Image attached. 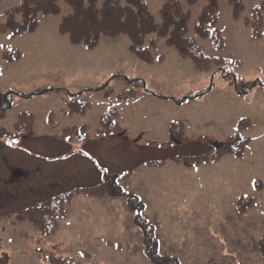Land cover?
Segmentation results:
<instances>
[{
  "label": "rangeland",
  "instance_id": "rangeland-1",
  "mask_svg": "<svg viewBox=\"0 0 264 264\" xmlns=\"http://www.w3.org/2000/svg\"><path fill=\"white\" fill-rule=\"evenodd\" d=\"M23 1L0 0V132L10 133L19 116L28 114L34 120V134L23 139L2 135L0 143L22 151L26 150L25 143L38 135H52L62 141L63 129L83 126L92 137L100 127V117L110 106L116 107L121 128L137 141L136 154L112 146V156L103 159L104 165L118 169L113 174L132 168L131 178L119 180V184L147 205L145 215L154 229L149 236L155 243L153 253L179 264H264L258 251V242L264 236V12L261 28L244 23L261 0H242L244 10L239 19L234 18L233 8L226 1H218L216 28L224 40L220 49L213 46L211 38H199L194 33L206 0H196L192 6L178 0L190 12L189 36L205 56L225 61L209 72L197 71L191 61L167 46L165 39H157L150 50L152 65L143 64L130 53L125 36L102 38L93 50L72 45L59 33L62 19L70 13L63 1L57 15L38 17L33 32L12 37L1 26L6 13ZM143 2L160 23V10L167 0ZM207 29L211 32L212 27ZM15 53L18 58L9 61ZM219 69H224L225 76ZM129 88L134 90L135 99L119 104L117 96ZM142 91L171 99L207 93L178 104L150 97L142 100ZM68 93H79V102L90 105L83 116L65 115L71 109L66 105ZM241 123L245 129L240 135L249 140L243 158L234 160L226 154L221 161H182V156L206 155L212 147L215 151L213 143L227 142L238 133ZM182 124L180 142L170 148L161 146L168 139L170 127ZM75 132L67 130L65 134ZM3 150L0 159L9 154ZM145 160H162L163 165L152 168L155 171L144 169L141 165ZM1 168L5 166L0 162ZM1 173L6 181L20 183L21 173L14 175L13 169ZM73 174L67 167L58 168L54 182L71 185ZM70 188L80 187L63 186L54 193ZM82 195L91 199L75 200L69 206L73 224L63 221L59 231L56 229L47 239L24 223L26 218L20 213L40 201L24 204L20 200L15 204L16 212L0 211V264H53L64 260L79 264H150L144 247L149 238L137 231V220L124 208L127 199L112 196L109 190L101 196ZM248 196H254L252 208L237 214L238 201ZM84 203L87 213H75V208L84 212ZM93 203L103 204V212L95 213ZM104 232L112 234L107 241L110 244L95 239Z\"/></svg>",
  "mask_w": 264,
  "mask_h": 264
},
{
  "label": "trees",
  "instance_id": "trees-1",
  "mask_svg": "<svg viewBox=\"0 0 264 264\" xmlns=\"http://www.w3.org/2000/svg\"><path fill=\"white\" fill-rule=\"evenodd\" d=\"M64 2L69 8L70 13L64 17L59 25V33L67 36L73 45H83L86 49H94L101 38H115L125 36L129 41V51L136 58L145 64H152L153 58L150 50L156 45L157 39H165L166 45L172 47L176 53L183 59L192 62L194 68L198 71H211L213 67H221L224 61L221 58L204 56L199 44L194 38L189 36L188 22L190 13L184 9V6L178 0H167L160 10V23H156L149 13L143 0H24L21 6L6 13V21L1 26V30L8 32L12 37L20 36L25 33L33 32L38 25V17L53 16L59 13V3ZM220 0H206L207 5L203 9L197 25L195 34L198 37L206 38L210 36L214 47L220 49L223 47V40L216 26L217 3ZM226 1L233 8L235 19L240 18L242 12L241 0H222ZM196 0H185L187 6L194 5ZM264 11V0L258 8L252 10L251 27L261 28L262 12ZM248 23V19L244 20ZM212 27L209 32L206 27ZM257 33L256 37H259ZM154 37V39H149ZM18 53H15L11 60L17 59ZM7 60V59H6ZM80 95H69L66 105L70 106L69 112L72 114H82L88 107L77 101ZM134 96L132 89L125 90L117 96L118 102H125ZM116 110L111 108L106 112L101 120L104 133H116L118 125L115 122ZM33 119L28 115H21L15 124L12 132L8 133L1 129L2 135L7 137H22L28 135L32 130ZM241 125L240 127H242ZM112 127V128H109ZM76 136L85 138V131ZM177 126L173 127L174 136ZM64 135L71 137V134ZM248 141L240 135H236L225 145H220L216 150L203 157L187 158V162L199 164L204 161L217 160L224 154L241 155V151ZM112 194V196L125 197L131 209H137L136 227L142 231V235L147 234L149 241L144 242V247L149 252V261L151 264H178L175 259L158 256L153 249L155 243L150 239L148 232V221L143 215V209L131 194L123 193L116 183V177L107 175L104 180L95 188L82 189L80 192L92 196H101L103 193ZM64 194L49 200L43 205L35 208H29L22 211V217L30 221L43 235L50 236L58 228V220L65 215V205L71 197L78 193ZM242 204V205H241ZM137 205V207H136ZM252 205L250 198L241 199L238 203V212L244 213ZM140 220V221H139ZM258 251L264 261V236L258 242ZM53 264H76L68 261L52 262Z\"/></svg>",
  "mask_w": 264,
  "mask_h": 264
},
{
  "label": "crops",
  "instance_id": "crops-1",
  "mask_svg": "<svg viewBox=\"0 0 264 264\" xmlns=\"http://www.w3.org/2000/svg\"><path fill=\"white\" fill-rule=\"evenodd\" d=\"M121 138H92L87 143L79 146L82 150L79 155H70L58 161L56 159L62 157L60 154L67 150V146L62 141L54 139L52 135L42 134L36 136L33 141L25 143L26 150L8 149L7 159L1 157L0 162L5 166V172L8 173L10 169H13L14 175L21 173L22 177L20 183H14L8 179L6 181L4 173L0 174V210L16 212L18 208L15 207V204H19L20 200H24V204H27L28 200L31 204L37 201L42 202L54 195L56 193H54L55 189H60L63 186L87 187L97 184L100 180V173L104 169L110 172L118 171V169H112L109 165H104L103 159L112 156L111 153L114 151L112 146L117 145L119 149L126 151L123 147V144L126 143V146L129 144L131 151H134L132 155L136 154V140H131L126 133ZM61 167H67L74 173V178H72L74 182L71 185H67L70 182H54L55 172ZM80 199L82 198L76 200ZM102 206L103 204L99 203H93L92 205L95 213L103 212ZM83 207L85 208L84 212L79 208H75V213H87V203H84ZM75 216V214L72 215L73 220ZM88 227L90 226L88 225ZM111 235L104 232L102 236L113 237ZM97 238L101 240L100 236L95 237V239Z\"/></svg>",
  "mask_w": 264,
  "mask_h": 264
},
{
  "label": "snow or ice",
  "instance_id": "snow-or-ice-1",
  "mask_svg": "<svg viewBox=\"0 0 264 264\" xmlns=\"http://www.w3.org/2000/svg\"><path fill=\"white\" fill-rule=\"evenodd\" d=\"M85 155H87V153H85ZM106 171V170H105ZM256 182L255 181H253V184H255Z\"/></svg>",
  "mask_w": 264,
  "mask_h": 264
}]
</instances>
